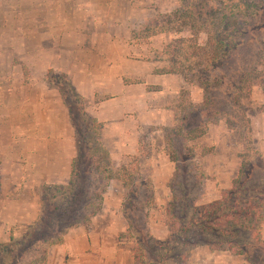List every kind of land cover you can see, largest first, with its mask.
<instances>
[{
    "label": "rangeland",
    "instance_id": "obj_1",
    "mask_svg": "<svg viewBox=\"0 0 264 264\" xmlns=\"http://www.w3.org/2000/svg\"><path fill=\"white\" fill-rule=\"evenodd\" d=\"M32 1L0 0V264H48L71 231L95 228L106 202L121 203L118 222L127 227L116 241L101 238V246L115 245L118 258L130 255L131 264H264V0H109L110 6L63 7V25L77 27L67 32V42L92 48L102 61L92 64L96 74L116 76L88 87L110 100L105 105L119 108L109 139L134 140L136 151L124 154L119 145L113 150L124 156L114 158L112 145L103 141L99 105L84 98L113 159L111 179L97 178L99 163L83 158L88 128L81 102L68 78L53 79L79 128L76 193L54 200H45L27 173L13 176L3 165L12 146L2 143L7 125L21 108L15 104L21 94L12 95L15 84L8 78L22 70V25ZM47 7L36 10V23L55 24L51 19L59 13ZM220 37L227 44H219ZM123 85L128 102L120 99ZM98 147L92 142L89 151Z\"/></svg>",
    "mask_w": 264,
    "mask_h": 264
},
{
    "label": "crops",
    "instance_id": "obj_2",
    "mask_svg": "<svg viewBox=\"0 0 264 264\" xmlns=\"http://www.w3.org/2000/svg\"><path fill=\"white\" fill-rule=\"evenodd\" d=\"M62 1L54 0L53 4L42 5V0H33L31 5H28V16L22 25V32H25L21 42L22 70L21 73L18 71L8 78L15 84L10 89L12 95L21 94L19 102L15 99V104L21 108L10 122L11 125H7L9 136L2 143L12 146H9L10 152L4 158L3 162L6 163L3 165L5 169L11 170L7 171L10 175L27 173L31 182L41 187L45 183L67 184L72 175L76 155L75 128L69 111L64 107L60 90L49 82L51 72L65 74L78 92L84 98L90 99L89 103L95 102L99 105L96 116L105 125L102 132L103 141L112 145L109 147L115 159L124 156L118 157L119 155L115 154L113 149L116 147L121 146L124 154L136 151V146L131 143L135 142L134 140L129 141L119 135L116 139H109V135L113 134L110 124L119 116V108L108 107L105 105L110 102L108 98H101L95 91L88 90V87L94 86V80H109L114 74L108 71L96 74L92 70V64L99 62V57L94 55L91 47L87 48L90 51L87 52L85 46L79 50L77 43L69 44L67 39H72V36H68L67 32H75L77 27L72 28L73 24L66 26L62 23L63 7H93L95 1H102V6H110L109 0H93L92 4L89 0H82L77 5L73 0L66 5ZM47 6L59 14L56 19H51L54 25L43 26L41 22H35L34 13L45 12ZM47 18L50 21V17ZM82 31L84 32V29H79V32ZM44 32L46 33L43 38ZM76 37L73 36V39ZM147 84L152 83L147 80ZM104 90L101 89V93ZM120 93V99L128 102L127 96L130 95L127 86L123 85ZM173 171L174 169H171L170 174ZM120 206L121 203L106 202L103 212L95 218V228L89 231L84 228L71 231L66 236L65 243L51 253L48 264H131L133 259L130 255L118 258L120 254L115 245L105 247L101 246L100 242L101 238L107 236L116 241L119 232L127 227L125 220L118 222Z\"/></svg>",
    "mask_w": 264,
    "mask_h": 264
},
{
    "label": "trees",
    "instance_id": "obj_3",
    "mask_svg": "<svg viewBox=\"0 0 264 264\" xmlns=\"http://www.w3.org/2000/svg\"><path fill=\"white\" fill-rule=\"evenodd\" d=\"M224 14H225L224 18L230 17L226 13H224ZM218 43L221 45H223V44L225 45L226 38L220 37L218 40ZM220 51H222V50H220ZM222 54L223 53H219V55H222ZM63 76L68 78L65 74L52 73L51 72L49 74V82L52 85H55L53 83V79L60 78ZM69 88H70V92L73 94V96L76 97L77 100L81 102L80 111L84 115V118H85L84 121L86 124V128H88L87 133L85 134V136H86L85 143L87 144V150H86V153H83V158L89 156V158L92 159L91 160L92 164L94 161L96 163H99L100 167H98L99 171H97V175H98L97 178L105 179V177H108V179H111V177L109 178L110 175L109 176H107V175H108V172L111 171V169H112V166H109V164L113 163V159H112V156L110 155V153L108 152V150L103 146V142L101 140V133H100V130L98 129L100 123L98 122V120L95 117H93L87 113L85 106L82 104V101H84V97L78 92V90L74 87V85L72 84L71 81L69 84ZM60 92L62 93V90ZM72 121H73V124L75 127V138H76V143H77V139H78L77 135L79 132V128L77 127V123L75 122V120L73 119ZM90 132L94 133L93 135L95 136V138L90 139V137L89 138L87 137L88 135H90ZM92 142L99 144V147L95 148V149L91 148V150L89 151L90 143H92ZM77 154H80L79 151H77ZM86 154H88V155H86ZM105 159H107V161H105ZM77 163H78L77 162V156H75V158L73 160L72 175H71V178L67 184L57 185V184L45 183L43 185L42 193H43V197L45 200H49V199L54 200L55 198H58L59 196H64L66 198L67 196L69 197L71 193L72 194L76 193L77 180L79 179V177H78L79 170L77 168L78 167ZM135 191H137V190H135ZM96 192L97 191H95L91 195L92 198L97 195ZM56 208L62 209L63 206L60 207L58 204H56ZM98 208L99 207H96V205H95L94 211H96ZM250 208H251L250 206L244 208L245 212L248 213V212H250V210L252 211L253 208L252 209H250ZM122 211H123L122 213L125 216V218L129 221V230L131 229V231H132V227H134V225H133V222L131 221V217H130L131 213H130L128 202H124ZM238 214H240V213H238ZM71 226H73V225H70L68 228H70Z\"/></svg>",
    "mask_w": 264,
    "mask_h": 264
}]
</instances>
